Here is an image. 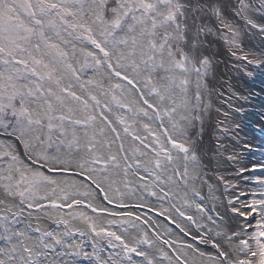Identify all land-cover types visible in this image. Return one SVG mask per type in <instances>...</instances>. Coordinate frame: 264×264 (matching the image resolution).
<instances>
[{"label": "snow or ice", "instance_id": "6c2138e0", "mask_svg": "<svg viewBox=\"0 0 264 264\" xmlns=\"http://www.w3.org/2000/svg\"><path fill=\"white\" fill-rule=\"evenodd\" d=\"M226 6L225 0H195L187 6L181 0H0V128L23 145L25 154L21 158L13 143L0 140V189L6 196L19 201L16 205L8 204L0 209V241L4 244L0 247V264H44L55 253L57 246L73 250L67 254L89 255L82 252L81 244L68 242L67 237L73 235V230L68 228L69 221L63 216L55 219L57 225L65 226V231L59 233L42 231L31 223H25L23 228L15 227L22 222V206L39 211L46 208L57 212L71 210L84 203L73 198L75 195L90 194L74 193L70 185L60 187L57 180L46 172L87 174L88 181L104 193L103 199L108 204H112L113 200L102 185L108 178L109 169H121L125 177L131 172L137 177L139 187L146 190L158 188L162 193L161 199L170 198L172 188H187L189 163L197 162L198 156L188 144L174 138V134H184L185 130L179 122L173 121V116L178 109L189 108L192 98L188 92L193 77L196 84L193 98L196 101L201 99V82L211 67L210 56L206 54L210 43L207 38L215 34L209 21H214L217 31L223 32L233 56L237 55L235 49L241 47L240 29L227 19ZM232 6L246 26L264 33V17L260 21L252 19L246 0H235ZM85 44L90 45L92 50L85 48ZM78 53L83 56L82 61L75 59ZM238 58L248 61L247 55ZM248 62L258 63L254 60ZM103 65L129 85L137 88L143 85L139 88L143 106L133 115L158 122L159 131L154 130L151 124L143 123L142 127L148 135L141 136L134 130L135 120L129 122L125 115L116 116L115 123L122 126L123 134L130 136L137 145L130 151L125 149L121 132L105 115L104 110L111 111L109 105L104 104V110L96 112L100 101L88 92V86L96 82L83 78L88 69L95 70ZM126 66L137 74L143 72L146 75L138 81L117 70ZM76 88L80 93L87 92V98ZM112 88L122 89V86L115 84ZM144 89L148 90L147 95ZM150 97L157 98L158 103H150ZM111 99L118 109L132 112L130 105L123 103L114 92ZM76 113L81 115L76 118ZM98 118L113 134V139H106L99 149L96 133L90 135L88 131ZM180 119L190 123L188 117L181 116ZM165 120L173 121L171 131L165 126ZM77 128L82 129L89 139L85 155L76 160L75 168H71L69 161L62 158L61 148L80 150ZM99 133L103 135L104 128H100ZM117 142L115 153H104V148L110 150ZM49 185L52 187L48 188ZM166 188L169 190L166 191ZM116 191L119 192V189ZM57 192L59 196H56ZM192 193L200 195L194 188ZM150 195L156 196L157 193L151 191ZM187 196L188 193L184 192L185 206L195 205L199 213L206 212L202 202H190ZM4 203L0 200V204ZM257 204L261 206V211L253 239L258 251L252 250L248 239H240L235 245L231 243L243 234V229L232 231L231 235L222 230L216 231L215 237H224L223 245L215 237L206 239V233L198 238L217 249V255L207 257L212 264H253L250 258L240 259L239 254L242 253L259 256L256 264H264V241L260 239L264 237V200H254L251 211L236 208L232 211L241 217L251 215ZM88 207L93 212H107L106 208L97 209L91 204ZM166 211H162L161 215ZM176 211L179 216H185L179 208ZM69 215L72 213L69 212ZM109 215L132 217L133 213ZM28 216H32L31 211ZM76 217L87 221L96 236L109 238L112 247L120 246L130 262L132 258L129 254L135 253L143 258L145 264H154V259L146 251L139 250L142 244L152 246L147 233L135 244H129L123 236L108 228L97 229L86 214L76 213ZM186 218L195 223L192 216ZM169 219L172 217L169 216ZM207 221L219 228L212 216H207ZM128 222L124 219L119 221L121 225ZM116 223L109 221V224ZM208 231L211 233L213 229ZM113 238L119 244L113 243ZM163 243L171 247L172 242L163 240ZM95 247L94 244L91 255H96ZM226 247L228 250H225ZM65 254L61 252L58 255ZM161 255L169 258L163 251ZM232 255L237 258L233 259ZM48 264H56V261H49Z\"/></svg>", "mask_w": 264, "mask_h": 264}, {"label": "rangeland", "instance_id": "374dc122", "mask_svg": "<svg viewBox=\"0 0 264 264\" xmlns=\"http://www.w3.org/2000/svg\"><path fill=\"white\" fill-rule=\"evenodd\" d=\"M181 2L187 6L193 4L195 0H181ZM228 2L231 3V12L225 9V15L231 23L240 29L239 43L241 47L235 49L237 55L233 56L230 45L223 38V32L217 31V25L214 21H209V26L213 28L215 34L207 38L210 43L206 54L210 56L211 67L201 82V99L196 101L193 98L196 91L195 78L193 77L188 92V96L192 98L189 108L187 110L178 109L173 116V121L179 122L185 130L184 134H174V138L188 144L198 156L197 162L189 163L187 188L183 186L179 189L172 188L171 197L161 199L162 193L158 188L146 190L139 187L137 177L131 172L125 177L121 169H109L108 178L102 185L109 198L113 200L112 204H108L103 199L104 193L96 190L88 181L87 174L81 176L75 171H70V173L46 172L57 180L60 187L70 185L72 186L70 190L74 193L90 194L87 196L75 195L73 198L82 200L84 203L80 206H74L71 210L61 209L57 212L46 208L44 211H39L29 210L26 206H22L24 207L22 222L15 227L23 228L25 223H31L33 227L39 226L42 231L51 230L59 233L65 231V226L63 224L57 225L55 219L63 216L69 221L68 228L73 230V235L67 237L68 242L81 244L82 252L89 253V255L67 254L73 250L57 246L55 253L50 255L44 264L53 260L56 261V264H145L143 258L135 253L129 254L132 258L130 262L124 256L120 246L114 248L109 243V238L103 235L96 236L91 231L87 221L78 217L74 218L75 214L80 212L91 217L97 229L108 228L110 231L116 232L117 235L123 236L129 244H135L136 240L143 238L144 234L147 233L148 239L153 242L152 246L142 244L139 246V250L146 251L149 257L154 259V264H183L184 261H187V264H212L207 257L217 255V249L213 248L210 243L202 242L198 237H203L207 233L206 239H212L215 237V232L220 230L231 235L232 231L239 232L243 229V234L231 243L235 245L239 243L240 239H248L252 250L258 251L253 237L256 234L255 225L256 220L259 219L261 206L257 204L256 210L252 211L251 215L243 217L233 212L232 209L236 208L248 212L251 211L254 200H264V183L256 184L250 179L253 166H264V154L263 156L261 154L253 156L251 153L255 149H259L255 143L260 139L261 141L258 143L260 146L263 144L261 147L264 149V128L261 127V123L264 121L261 115L264 112V33L259 29L246 26L244 20L235 14L232 6L235 0H228ZM246 2L250 5L249 16L260 21L264 17V0H246ZM84 47L92 50L90 45L85 44ZM242 55H247L248 61L254 60L258 63H249L239 59L238 57ZM75 59L82 61L83 56L78 53ZM73 62L75 63V60ZM117 70L138 81L146 75L143 72L137 74L131 67L127 66ZM158 75H163V73ZM83 78L84 80L92 79L96 82L95 85L88 86V92L96 95L100 101V108L96 109V112L98 114L100 110H104V104L109 105L111 111L104 110L105 115L114 122V126L121 132V139L126 150L130 151L137 145L130 136L123 134L122 126L115 123L117 115L127 116L129 122L135 120L134 130L141 136L148 135L142 127L143 123H149L154 130L159 131L158 122L155 119L150 121L142 115H133L139 107L143 106L139 95V88H143L142 84L139 85V88L129 85L121 78L115 77L106 65L95 70L88 69L83 74ZM155 79L156 77H154ZM115 84H121L122 89H113L112 86ZM75 90L87 98V92L80 93L79 88ZM144 91L147 95L148 90L144 89ZM113 92L123 103L130 105L132 112L116 107L111 99ZM149 99L150 103H158L155 97ZM89 102L93 103L92 101ZM80 115V113H76V118ZM181 116L188 117L190 123L181 120ZM173 121L165 120V126L170 131ZM100 128H104L103 135L99 133ZM88 131L90 135L93 132L96 133V140L99 142L97 143L98 149L106 139H113L110 129L99 118ZM77 134L80 138L79 151H76L75 148L72 150L61 148V156L69 161L71 168H75L76 160L85 155V145L89 139L84 136L82 129L77 128ZM258 136L261 138L259 139ZM68 138H71L70 134ZM0 140L13 143L21 158H24L23 145L6 133L3 128H0ZM118 143L113 144L110 150L104 148V153L107 154L109 151L115 153ZM125 184L128 186L125 187ZM47 187L51 188L52 186ZM193 188L200 193L199 196L193 195ZM117 189L119 192L116 191ZM165 190L168 191L169 189L166 188ZM151 191H156L157 195H150ZM184 192L188 193L187 199L190 202L193 200L196 203L202 202L206 212L199 213L195 205L185 206L183 203ZM56 196H59V192ZM0 200L5 202L0 204V209L8 204L16 205L19 203L18 198L12 199L6 196L2 189H0ZM88 204L97 209L106 208L107 212H93ZM176 208L183 211L185 216H179ZM165 209L167 211L161 215ZM14 210L16 209L14 208ZM29 211L32 212V216H28ZM69 212L72 215H69ZM126 212L133 213V216L109 215V213ZM209 215L213 217L219 228L208 223L207 216ZM163 216L168 220H165ZM169 216L172 219H169ZM187 216H192L195 223L187 220ZM122 219L129 222L121 225L119 221ZM109 221H116L117 223L109 224ZM144 221L147 223L145 224ZM197 225L202 226L197 227ZM209 228L213 229L211 233L208 231ZM81 232L84 234L80 235ZM215 238L218 243L222 245L225 243L224 237ZM260 239L264 241V237H260ZM163 240L172 242L171 247L164 244ZM113 243L119 244L114 238ZM94 244L96 245V255H91L94 251ZM187 245H191V247H186ZM2 246L4 244L0 241V247ZM225 250L228 248L226 247ZM161 251L167 253V257L170 259L162 256ZM61 252L66 254L59 256L58 254ZM199 253L205 255L200 256ZM232 258L236 259L237 257L232 255ZM239 258H250L253 260V264L259 260V256L251 257L247 253L239 254Z\"/></svg>", "mask_w": 264, "mask_h": 264}, {"label": "bare ground", "instance_id": "6f19581e", "mask_svg": "<svg viewBox=\"0 0 264 264\" xmlns=\"http://www.w3.org/2000/svg\"><path fill=\"white\" fill-rule=\"evenodd\" d=\"M225 3L228 5V6H226L225 9H227L228 11L231 12V3L228 2V0H225ZM261 115L264 118V112ZM261 127L264 128V121L261 123ZM256 138H257V136H256ZM260 138L261 137H259V139ZM259 141H261V139L258 140V142ZM258 142L256 141L255 145H257L259 149H255L254 151L251 152L253 156H258L260 154H261V156H263V154H264V149L261 147L263 144H261V146H260ZM250 179L252 180L251 182H253V183L263 184L264 183V166H261V165L253 166L252 170H251V174H250Z\"/></svg>", "mask_w": 264, "mask_h": 264}, {"label": "water", "instance_id": "95a60500", "mask_svg": "<svg viewBox=\"0 0 264 264\" xmlns=\"http://www.w3.org/2000/svg\"><path fill=\"white\" fill-rule=\"evenodd\" d=\"M67 173H70V171L69 172H67ZM163 218L165 219V220H168L165 216H163Z\"/></svg>", "mask_w": 264, "mask_h": 264}]
</instances>
